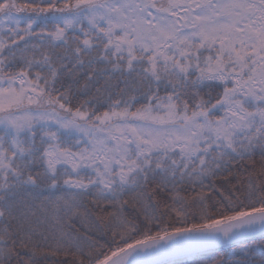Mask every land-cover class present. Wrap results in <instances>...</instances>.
<instances>
[{"label": "snow or ice", "instance_id": "obj_1", "mask_svg": "<svg viewBox=\"0 0 264 264\" xmlns=\"http://www.w3.org/2000/svg\"><path fill=\"white\" fill-rule=\"evenodd\" d=\"M0 264H264V0H0Z\"/></svg>", "mask_w": 264, "mask_h": 264}]
</instances>
